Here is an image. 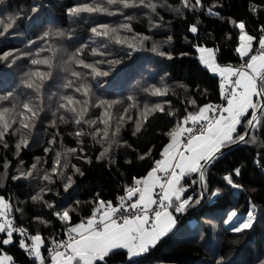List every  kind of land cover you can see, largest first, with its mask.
<instances>
[{
    "label": "trees",
    "instance_id": "16d2710c",
    "mask_svg": "<svg viewBox=\"0 0 264 264\" xmlns=\"http://www.w3.org/2000/svg\"><path fill=\"white\" fill-rule=\"evenodd\" d=\"M157 5L156 11L146 7L123 8L120 4L110 5L107 0H4L0 4V16L27 14L17 22L14 29L0 37V55L10 51L19 56L12 66H5L9 62L0 60V91L16 90L17 93L27 94L33 101L37 93L27 89L22 81L25 73L40 67L41 71H48L43 66H33L30 59L50 57L53 62L52 77L44 82L39 93L40 106L43 111L36 123V128L29 138V146L17 150L15 145L18 137L10 135L5 138L7 147L0 144V194L9 198L13 204L12 215L18 223L28 229L29 235L40 233L46 239H57L66 226L53 215L57 209L47 207L32 201L40 188L49 187L51 192L44 193V200L57 206L69 205L77 207L72 223L86 220L95 210V201H115L131 184L135 178H143L159 160L164 147L170 142L168 133L181 121L188 112L195 113L199 107L206 106L220 100V78L206 69L199 62L197 45L213 48L217 52V62L221 66H237L242 60L234 49L238 46L239 30L234 24L243 21L246 31L258 37V25L264 24V13H256L254 7H260L255 0H203L204 6L214 7L219 15H208L197 7L195 11L185 9L182 0H151ZM34 3L42 5L35 18L32 17L31 7ZM100 4L109 11H118L117 15L105 13H81L73 17L66 15V10L75 5ZM165 5H167L165 7ZM125 17H131L127 21ZM159 21L163 26L152 29L151 23ZM130 23L131 32L121 31L122 37L139 35L147 39L140 51L132 52L127 44H115L107 38L96 37L91 28L100 24L119 26ZM198 26V33L189 31L190 25ZM52 29H60L65 33H73L72 39L51 36L46 43L37 37ZM173 39L167 41V37ZM36 43L30 44V41ZM257 41H253V47ZM51 45L56 49L54 56L41 53V57L34 55L37 49ZM81 45H86L82 57L87 63L102 61L98 66L103 71H109L108 77L97 80H87L92 85V103L101 100L113 103L112 113L119 118L125 115L126 123L121 129L118 143L114 147L111 159H98L104 145L98 144L91 136L77 138V130L83 129L74 123H60L57 128L50 127L52 114L56 112L60 98L74 95L82 99L70 89L63 87L71 70L87 72L75 65H68V57ZM158 46L157 53L150 49ZM106 46V47H103ZM96 48L105 55H93L91 49ZM172 56H160L159 52ZM32 53V55H26ZM105 61H121L111 68ZM167 73L168 75H165ZM163 77V80L161 79ZM167 85L169 91L165 97L151 94L152 86ZM133 97L132 101L128 97ZM19 99H25L21 95ZM195 100V106L191 101ZM168 101L166 112H174L175 116L164 113H152L143 122L141 132L136 136L135 120L145 105L153 106L158 102ZM79 107V106H78ZM128 108L127 114L124 109ZM103 108H90L88 119L101 118ZM58 113L57 115H60ZM127 115L133 119L127 120ZM65 119H68L66 116ZM102 126V125H101ZM243 129H241L242 131ZM58 132V135H57ZM52 136H57L56 143L49 145ZM256 139L247 145L239 144L224 150L221 157L205 172L207 190L211 192L221 189V195L213 200L205 198L198 206L190 208L184 214L176 215V227L150 251L149 254L134 258L135 264H215L223 258V264H262L264 262V133H255ZM82 141V145H81ZM130 147H125L124 145ZM83 146L84 151H79ZM51 147L52 152L45 153L44 149ZM69 148H76L77 152L68 158L69 164L80 168L83 175H75V187L69 192L61 188L59 178L54 184H46L38 178L13 181L12 176L21 171H28L32 164L40 161L35 177L42 176L51 170L55 153ZM141 155L146 156L140 159ZM81 157H85L83 159ZM259 159L260 164L254 163ZM90 161V162H89ZM235 168L241 169L239 177L233 176L240 188H233L226 184L223 176ZM198 179L196 174L186 177L182 183L191 185L186 196L196 197L201 190L199 184L191 181ZM79 201V205L76 202ZM251 206H255L257 221L253 229L242 234L229 232L223 224L227 213L235 209L239 214H245ZM20 209L21 211H17ZM36 217L41 222H37ZM210 221V224L203 223ZM203 236V239H201ZM9 254L14 256L17 264H33L25 252L15 245L6 246ZM46 250L44 254L46 255ZM108 264H128L125 251H116L108 259Z\"/></svg>",
    "mask_w": 264,
    "mask_h": 264
},
{
    "label": "snow or ice",
    "instance_id": "6c2138e0",
    "mask_svg": "<svg viewBox=\"0 0 264 264\" xmlns=\"http://www.w3.org/2000/svg\"><path fill=\"white\" fill-rule=\"evenodd\" d=\"M4 0H0L2 4ZM185 9L195 11L199 7L202 12L208 15H219L214 7H205L203 0H182ZM260 7H254L256 13H264V0H255ZM110 5L120 4L123 8L146 7L153 12L157 5L151 0H107ZM167 5H165L166 7ZM42 5L34 3L31 7L32 17L35 18L40 12ZM81 13H105L108 15H117L118 11H109L100 4L96 5H75L66 10V15L76 17ZM27 14L19 15L5 14L0 16V37L4 36L10 30L14 29L19 20L26 17ZM130 21L131 17H125ZM163 25L157 20L151 23L152 29H158ZM239 30L238 46L234 51L243 61L239 67L232 65L221 66L217 62V52L213 48L197 45L199 53V62L207 70L218 74L221 78L219 85L221 94L226 100V105L214 107L209 104L198 108L195 113L188 112L184 118L179 121L176 127L168 133L170 143H168L162 152V159L154 162L155 166L148 171L144 178H135L134 184L126 188V195L119 197L118 206H114L110 201L98 199L95 201V210L86 220L73 224V216L77 207L71 205L66 208L63 205L57 206L55 203H49L44 200L43 194L51 192V188L42 187L35 194L30 196L32 201L47 207L49 210H61L53 212L55 218L66 226V239L57 240L53 238L49 243L52 247L46 248V239L40 234L29 235L28 229L18 226L12 218L13 204L9 198L0 194V264H17L12 254L6 250V246L15 245L23 250L25 254L32 259L33 264H108V259L116 251H125L128 264H135L134 258L149 254L163 238H165L177 225L176 215L184 214L190 208L198 206L207 198L213 200L221 195V189L217 188L209 192L205 180L206 170L213 165L222 155L224 150L232 146L254 142L255 133H264V24L258 25L259 36H253L246 31L245 22L241 21L234 24ZM121 31L131 32V24L121 23L119 26H110L100 24L91 28V32L96 37L107 38L115 44L125 45L132 52L140 51L144 47V42L148 38L134 35L131 37L132 43H129L128 37H122ZM191 33H198V26L193 23L189 27ZM51 36L72 39L73 33H65L60 29L49 28L43 35L37 37V40L46 43ZM171 36L167 41H171ZM257 41L259 51L254 53L253 41ZM35 44L36 40L30 41ZM86 45H81L69 57L67 64L75 65L87 72L71 70L65 67L64 71L69 73L70 78L66 80L63 87L70 89L75 94H79L82 99L74 95H65L60 98L56 112L52 114L50 127L57 128V120L60 123H74L83 129L87 126L89 131L77 130V138L91 136L98 144L104 145L98 159H111V152L114 147H120L118 143L121 129L126 120L125 115L119 118L115 117L111 111L113 103L101 100L98 103H92L93 95L92 85L87 80H97L100 77H108L109 71H103L98 66L102 61L87 63L82 57ZM106 47V46H103ZM152 53H157L158 46L153 45L150 49ZM48 52L54 56L56 49L51 45L45 48L37 49L35 56L41 57V53ZM93 55H105L98 49H91ZM26 55H32L28 53ZM159 55L167 56L170 54L159 52ZM5 66H12L19 56H14L13 52L6 51L0 55V60L9 62ZM110 68L121 63V61H105ZM29 63L33 66H43L48 71H41L40 67L25 73L26 79L22 84L37 93L36 101H33L27 94L17 93L15 89L11 91H0V144L6 148L8 145L5 138L14 135L18 137L15 147L17 150L29 146V136L36 128V123L40 119V113L43 108L40 106L39 93L46 80L52 77L53 62L50 57H41L30 59ZM165 75H168L165 73ZM163 80V77L161 78ZM151 94L158 97H165L169 91L167 85L161 87L152 86ZM25 96L21 100L19 97ZM255 98V99H254ZM129 101L133 97H128ZM168 101L158 102L153 106L145 105L139 112L135 120V129L132 133L136 136L141 132L144 121L152 113H164L165 115L175 116L174 112H166L165 106ZM195 106V100L191 101ZM79 106V107H78ZM103 108L104 112L98 120L88 119L90 108ZM128 108L124 109L127 114ZM61 113L60 115H57ZM68 119H65V117ZM133 117L127 115V120L131 121ZM191 126H187V125ZM102 125V126H101ZM241 129H243L241 131ZM58 135V132H57ZM57 136H52L48 141L49 145L56 143ZM82 145V141H81ZM125 147H130L124 145ZM45 153L52 152L51 147L44 149ZM79 151H84L83 146ZM77 152L76 148H69L55 153V159L50 172L45 171L42 176L35 177L38 171L40 161L31 165L28 171H21L11 177L13 181L27 180L28 178H38L46 184L56 183L55 178H59L61 188L64 192H69L75 187V175H83L80 168L74 164H69L68 158ZM86 159L85 157H81ZM140 159L146 156L141 155ZM90 162V161H89ZM254 163L260 164L259 159H254ZM163 174V175H160ZM196 174L198 179L191 181L192 184H199L200 191L196 197L186 196L191 185H185L182 181ZM241 169L235 168L232 172L223 176L226 184L233 188H240L241 185L235 183L233 176L239 177ZM159 188V196H156V189ZM134 197H137L133 200ZM79 205V201L76 202ZM155 206V207H153ZM17 211H21L17 209ZM37 222H41L36 217ZM257 221V212L255 206L249 208L246 216L241 218L237 210H230L223 224L227 230L232 233L242 234L253 229ZM210 224V221H204ZM203 239V236H201ZM47 251V255L44 251ZM215 264H223V258L217 260ZM264 264V262H262Z\"/></svg>",
    "mask_w": 264,
    "mask_h": 264
},
{
    "label": "built area",
    "instance_id": "2783aa9c",
    "mask_svg": "<svg viewBox=\"0 0 264 264\" xmlns=\"http://www.w3.org/2000/svg\"><path fill=\"white\" fill-rule=\"evenodd\" d=\"M253 50H254V53L255 52H257V51H259V45H258V43H256V45L253 47ZM243 63V61L239 64V65H237L236 67H239L241 64ZM219 78H220V76H219ZM220 83H221V78H220ZM211 105H213L214 107H218V106H221V105H226V100L223 98V96H222V94H221V92H220V100L219 101H217V102H214V103H212ZM187 126H191L190 124L189 125H187ZM133 184H131V185H129V186H132ZM128 186V187H129ZM156 196H157V198H158V196H159V188H157L156 190ZM123 195H126V189L124 190V192H122L121 194H119V196L116 198V200L115 201H110V202H112L113 203V205L114 206H118V204H119V197L120 196H123ZM153 207H155V206H153ZM93 214V213H92ZM91 214V215H92ZM90 215V216H91ZM89 216V217H90ZM88 217V218H89ZM12 218L14 219V222L18 225V226H20V227H22L19 223H18V221H17V219L15 218V216L14 215H12ZM67 237H66V228L64 229V231H63V233L57 238V240H64V239H66ZM52 240V239H51ZM51 240H49V241H51ZM50 247H52V245H51V243H48V246H47V248H50ZM46 255H47V252H46Z\"/></svg>",
    "mask_w": 264,
    "mask_h": 264
},
{
    "label": "rangeland",
    "instance_id": "374dc122",
    "mask_svg": "<svg viewBox=\"0 0 264 264\" xmlns=\"http://www.w3.org/2000/svg\"><path fill=\"white\" fill-rule=\"evenodd\" d=\"M135 198V197H134ZM133 198V199H134ZM252 207V206H251ZM256 209V208H255ZM239 216L241 217V218H243L244 216H246V213L245 214H239ZM227 227V226H226Z\"/></svg>",
    "mask_w": 264,
    "mask_h": 264
},
{
    "label": "crops",
    "instance_id": "0c3cea01",
    "mask_svg": "<svg viewBox=\"0 0 264 264\" xmlns=\"http://www.w3.org/2000/svg\"><path fill=\"white\" fill-rule=\"evenodd\" d=\"M254 99H255V98H254ZM169 143H170V142H169ZM160 159H162V154H161ZM154 166H155V165H154ZM160 175H163V174H160ZM144 177H145V176H144ZM144 177H143V178H144ZM136 198H137V197H135L134 199H136ZM134 199H133V200H134Z\"/></svg>",
    "mask_w": 264,
    "mask_h": 264
},
{
    "label": "bare ground",
    "instance_id": "6f19581e",
    "mask_svg": "<svg viewBox=\"0 0 264 264\" xmlns=\"http://www.w3.org/2000/svg\"><path fill=\"white\" fill-rule=\"evenodd\" d=\"M256 44V43H255Z\"/></svg>",
    "mask_w": 264,
    "mask_h": 264
}]
</instances>
